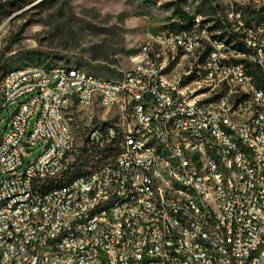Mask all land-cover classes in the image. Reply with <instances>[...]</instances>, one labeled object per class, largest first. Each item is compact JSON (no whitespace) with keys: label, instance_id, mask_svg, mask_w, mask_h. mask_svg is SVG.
<instances>
[{"label":"built area","instance_id":"obj_1","mask_svg":"<svg viewBox=\"0 0 264 264\" xmlns=\"http://www.w3.org/2000/svg\"><path fill=\"white\" fill-rule=\"evenodd\" d=\"M213 1L217 17L228 19V27H222V32L237 34L231 33L230 13L238 14L245 38L237 35V42L245 44L246 54L215 43L209 68L200 77L206 78L205 89L197 92H185V86H178V82H167L172 72L162 64L158 71H143L145 44L128 54L127 71H122L119 79L107 78L105 83L86 79L83 68L57 69L40 64L1 80L0 115L4 113L8 124L0 137V199L1 193H9V200H3L0 207V264H264V113L242 117L234 113V106L220 109V102H226L228 96L243 98V107L248 106L252 96H260L259 91L251 82L241 88V94H234V88L232 93L208 91V84L224 83L223 75L246 78L237 69V59L253 67L254 62L264 63V44L259 43L264 25L253 26V18L240 17V10L248 7L241 1ZM207 24L208 19L198 15L193 33L164 38L189 44L199 40V34L210 37V33L200 32V25ZM176 25H188V19L174 15L164 27ZM194 64L195 60L190 65ZM21 78H33V85L15 87V80ZM134 82L142 83V91H128V84ZM30 94L33 96L19 102ZM75 95H82L86 102L87 98L105 96L107 108L109 103H116L113 131L104 134V144H97L100 122L83 128L87 137L84 147L75 144L66 114V106L75 109ZM260 100L264 104V99ZM182 111H191V118H182ZM127 114L139 116V124L126 122ZM35 115L36 125L27 136L29 120ZM142 126H149V139L161 135L177 150V156L185 157L187 174L180 176L199 185L206 211L193 205L191 192L183 194L169 185L168 190H161V182H168V175H162V161L154 152L145 153L143 161L127 159V146L138 144L126 139V131H142ZM167 126L180 128V136L167 135ZM222 127H232L242 135V142L252 144L260 154V170H253L240 154V147H233L229 136L222 134ZM181 129L192 131V139L205 153L212 173L214 156L225 160L228 175V157L236 155L241 182L231 181V187H224L216 175V186L223 187V195L207 194L204 182L195 174L193 160L182 148ZM110 138H118L119 149L110 152L97 173L66 189H53V181L67 172L60 171L63 155L77 153L80 160L87 153L96 154L98 148L108 147ZM37 144L42 145L40 153L23 168L24 146ZM112 157H119V165H114V171H106ZM146 161L156 163V170H147ZM133 169L147 170V176H152L157 195H164L162 208L142 202L144 179L132 180ZM121 173H128V181H121ZM172 173L178 170L172 169ZM126 182L139 188V199L107 208L111 194L123 189ZM39 184H49V191H39ZM93 205H100V212L94 220H85V212ZM124 207L132 208V217H125ZM66 208L74 209L73 217H66ZM163 230H170L169 239H162ZM57 235H67V244L48 250V242L55 241ZM180 239H188L193 252L180 248ZM168 248L184 252V259H170Z\"/></svg>","mask_w":264,"mask_h":264},{"label":"bare ground","instance_id":"obj_2","mask_svg":"<svg viewBox=\"0 0 264 264\" xmlns=\"http://www.w3.org/2000/svg\"><path fill=\"white\" fill-rule=\"evenodd\" d=\"M208 3L215 9L217 14V7L213 0H207ZM248 7H264V3L260 4V0H238ZM216 2H223V0H216ZM198 15L202 14H176L177 19H188V25H176L174 27H162L155 35L152 41L145 43L147 46L146 63L143 64V71L154 72L159 70V64L154 60L152 54V42H156L166 48H175L184 53V58L181 60L180 73L174 75L168 73L167 82H178V86H185V92H197L200 89H205L206 78H200L201 74L206 73L209 68L212 52L214 51L215 43L223 44V46H230V50L238 54H246V47L244 43L237 42L238 38H245V28H240V20L237 13H230L231 33L222 32V27H228V19L217 17L215 20H209L207 25H200V32L210 33V37L206 34H199V40L195 42L178 43L177 38H164L169 35H182L194 32V25ZM240 17L253 18V26L264 25V20H260L261 16L249 15L246 9L240 10ZM259 43L264 44V36H259ZM204 44V49H203ZM144 46V44L142 45ZM196 57V58H195ZM195 64L190 65L191 62ZM37 64H26L12 70H8L3 74V78L9 75H15L19 72H25L31 69V66ZM57 69H79L80 67L55 64L47 65V67H55ZM237 69L242 71L246 78L235 79L234 75H223L224 83L208 84L209 92L224 91V93L241 94V88L249 87L250 82L255 88H258L260 96H252L250 105L243 107V98L238 96H228L226 102H220V109H229V106H234V113H241L242 117H251L254 114L264 113V104L260 97L264 99V63L254 62V67L245 62L244 59H237ZM127 71V67L123 70ZM86 79H95L97 83L107 82L106 77H101L86 71ZM1 83V82H0ZM33 85V78H21L15 80V87L31 86ZM128 91H142V83L134 82L128 84ZM99 103L106 106L105 96H95V98H87V102L82 99V95L74 96L75 110L87 108L89 105ZM243 107V108H242ZM108 108L116 110V103H109ZM73 106H66V114H72ZM182 118H191V111H182ZM126 122L132 124H139V116L135 114H127ZM72 137L77 144V135L72 129ZM107 131H113V122H100L97 134V144H104V134ZM149 126H142V131H126V139H130V143L138 144V147L127 146L126 157L136 161L145 160V153L154 152V157L162 161V175H168V182H161V190H168V185L171 189L177 190L183 194L192 195V203L198 206L199 211H206V202L204 201V192L199 188V185H192L191 182L183 181L180 175L187 174V167L185 165V157L177 156V150L172 147V144L162 139L161 135H154L149 139ZM222 134L229 136L230 143L233 147H240V154L244 155L247 162L251 164L253 170H260V154L251 143L242 142V135H238L232 127H222ZM167 135L180 136V128L177 126H167ZM81 145L77 147H84L86 139H83ZM182 148L188 155L190 160H193L195 166V174L199 180L204 182L205 192L213 196H222L223 187L216 186V175L221 179L224 187H231L232 182H241V175L239 170L238 157L236 155H229L228 157V175L225 166V160L221 156H214L215 173L210 172V162L205 159V153L202 148H197L195 140L192 139V131L189 129H181ZM119 149L118 138H110L108 147L98 148L95 153H87L84 158L77 160V153H70L63 155V162L60 164V171H67L61 179L53 181V189H66L69 186H74L75 183L83 179H89L90 173H97L103 165V160H108L110 152H117ZM196 158L200 161V165L196 164ZM114 165H119V157H112V163H106V171H114ZM71 168L73 170L69 171ZM147 170H156V163L153 161H146ZM172 169L178 170V173H172ZM147 170L133 169L131 171L132 180H143L142 202H151L153 207L162 208L164 204V195H157V186L152 176H147ZM172 174V175H169ZM121 181H128V173H121ZM39 191H49V184H39ZM140 190L134 188L133 182H126L123 189L111 194V198L107 201V208L121 207L124 202H132L133 199H139ZM3 200H9V193H1L0 207H3ZM100 212V205H93L85 212V220H94ZM125 217H132V208L124 207ZM74 209L66 208V217H73ZM170 238V230L162 231V239ZM67 244V235L55 236V241L48 242V250H57V245ZM180 248L186 252H193V245L188 242V239H180ZM168 256L170 259L182 260L184 259V252H180L178 248H168Z\"/></svg>","mask_w":264,"mask_h":264},{"label":"rangeland","instance_id":"obj_3","mask_svg":"<svg viewBox=\"0 0 264 264\" xmlns=\"http://www.w3.org/2000/svg\"><path fill=\"white\" fill-rule=\"evenodd\" d=\"M246 11L264 20V7H247ZM176 14H202L215 20L216 11L207 0H0V82L8 70L31 63L73 65L119 79L129 64L128 54L152 41ZM152 54L157 64H164L174 75L180 73L181 50L152 42ZM115 113L99 103L91 109H74L67 120L77 135V144L87 138L83 128L111 123ZM36 121V115L30 118L27 136ZM7 124L3 113L0 137ZM41 149L39 144L24 146L23 168ZM196 164L200 165L198 158Z\"/></svg>","mask_w":264,"mask_h":264},{"label":"crops","instance_id":"obj_4","mask_svg":"<svg viewBox=\"0 0 264 264\" xmlns=\"http://www.w3.org/2000/svg\"><path fill=\"white\" fill-rule=\"evenodd\" d=\"M177 50V49H176ZM176 56H174V58H175ZM163 66H164V64H162Z\"/></svg>","mask_w":264,"mask_h":264}]
</instances>
